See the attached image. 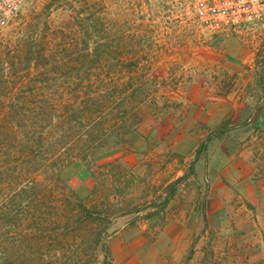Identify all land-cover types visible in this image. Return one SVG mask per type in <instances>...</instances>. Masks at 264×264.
<instances>
[{"label": "rangeland", "instance_id": "obj_1", "mask_svg": "<svg viewBox=\"0 0 264 264\" xmlns=\"http://www.w3.org/2000/svg\"><path fill=\"white\" fill-rule=\"evenodd\" d=\"M190 1L26 0L0 26V51L30 36L46 56L0 59L6 93L36 72L67 89L86 56L120 80L136 64L147 100L123 147L63 169L95 218L46 232L42 264H101L103 245L111 264H264V26L213 31Z\"/></svg>", "mask_w": 264, "mask_h": 264}, {"label": "trees", "instance_id": "obj_2", "mask_svg": "<svg viewBox=\"0 0 264 264\" xmlns=\"http://www.w3.org/2000/svg\"><path fill=\"white\" fill-rule=\"evenodd\" d=\"M88 20L83 23L88 25ZM38 25L35 23L37 32ZM32 38L17 40L12 51L3 47L0 59L11 64L35 61L38 67L46 56L36 50ZM90 59L84 56L83 72L61 91L52 89L57 77L37 72L28 80L35 88L28 82L17 94L0 88V97L17 98L0 100V264H42L40 251H51L56 242L52 234L45 237L46 232L55 225L74 227L95 218L61 173L73 161L88 164L98 154L123 147L125 135L146 104L143 81L135 76L136 64L127 62L126 73L131 76L120 80L106 77L104 65L108 62ZM262 82L264 86V76ZM173 187L164 204L173 196ZM58 202L63 203L61 210ZM58 216L64 224L54 220ZM102 252L101 264H111L105 245Z\"/></svg>", "mask_w": 264, "mask_h": 264}, {"label": "built area", "instance_id": "obj_3", "mask_svg": "<svg viewBox=\"0 0 264 264\" xmlns=\"http://www.w3.org/2000/svg\"><path fill=\"white\" fill-rule=\"evenodd\" d=\"M26 0H0V26L18 14ZM195 14L213 31L264 26V0H191Z\"/></svg>", "mask_w": 264, "mask_h": 264}]
</instances>
